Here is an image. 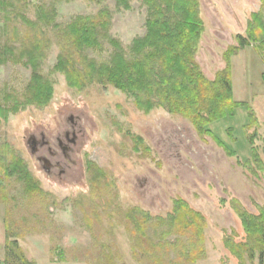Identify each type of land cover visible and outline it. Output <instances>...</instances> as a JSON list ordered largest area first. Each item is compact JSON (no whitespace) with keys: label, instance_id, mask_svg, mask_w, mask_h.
I'll return each mask as SVG.
<instances>
[{"label":"rangeland","instance_id":"obj_1","mask_svg":"<svg viewBox=\"0 0 264 264\" xmlns=\"http://www.w3.org/2000/svg\"><path fill=\"white\" fill-rule=\"evenodd\" d=\"M198 1L203 32L194 61L213 80L225 67L223 54L237 46L238 35L246 36L252 13L262 10L264 16V7L261 0ZM128 3L130 9L124 11L116 9L115 0L99 5L87 0H12L13 6L0 12V42L14 46L16 56L20 45L43 43L36 71L53 89L47 105H27L6 120L0 118L2 162L19 160L36 187L27 189L15 177L5 178L1 164L0 263L16 264L5 258L6 248L16 252L11 245L16 242V254L28 264H156L155 256L159 264H173L191 250L196 229L186 230L184 220L170 229L158 219H167L175 201L182 200L204 218L202 241L195 247L203 253L193 263L179 264H260L258 253L249 260L238 249L241 263L225 246V239L243 241L240 212L264 207V172L253 164L254 175L244 166L253 148L264 168V58L259 45L231 58L233 99L250 106L256 124L247 127V111L239 108L233 117L207 127L235 153L229 157L211 138L199 136L187 119L163 109L146 114L110 84L68 87L54 67L69 43L60 41L51 27L31 29L19 17L36 23L37 7L53 6L55 23L64 28L76 16L94 17L107 9V34L119 42L128 60L132 41L145 35L147 17L141 0ZM101 42L100 49H85L81 55L96 66L111 65L114 49ZM71 53L77 59L76 51ZM31 72L21 62L0 65V106L11 105L8 97L24 100ZM69 116L78 117L82 127L79 152L65 179L48 178L29 153L28 137L67 125Z\"/></svg>","mask_w":264,"mask_h":264},{"label":"trees","instance_id":"obj_2","mask_svg":"<svg viewBox=\"0 0 264 264\" xmlns=\"http://www.w3.org/2000/svg\"><path fill=\"white\" fill-rule=\"evenodd\" d=\"M11 1L0 0V12H6L7 7H12ZM87 1L96 5L102 2V0ZM141 1L147 7L145 35L132 41L128 60L124 57V51L119 42L107 34L111 20V14L107 9H103L94 17L76 16L64 28H60L55 23L56 12L53 6H38L36 23H32L22 15L19 17L31 29L41 30L51 27L56 31L60 41L69 43L71 48L69 47V51L62 52L56 58L54 67L55 72L64 75L68 87L80 90L93 82L102 85L110 84L115 89L129 95L135 107L146 114L154 109H163L170 114L180 115L187 119L199 136L211 138L225 151L227 156L233 157L235 153L229 150L207 127L224 118L233 117L239 108L247 111V127L256 124L250 106L233 99L231 58L239 50L252 44L259 45L257 48L264 58L262 52L264 51L263 11L251 14L247 23L246 36H237V46L228 48L223 54L224 69L218 72L213 80H207L194 61V54L203 32L199 1ZM261 2L264 7V0ZM115 7L124 11L130 9L128 0H115ZM4 18L7 20L6 17ZM2 40L3 38L0 37V41ZM102 40L107 41L114 49L111 65L108 66H96L94 61H89L81 55L85 49H100ZM42 44L36 40L29 45H20L19 54L16 56L14 46L10 45L7 40L0 42V65L7 62H21L32 70L24 100L8 97L11 105L8 108L0 106V118L3 120L7 119L9 113L18 112L21 107L24 108L27 105L43 107L49 103L53 94L52 86L44 81L36 71L39 67L38 62L43 59ZM72 50L76 51L77 59L73 58ZM135 140L136 145L142 147L141 139L135 137ZM249 144H252L251 137ZM147 149L143 147V150L148 151ZM134 150L138 151L137 148ZM2 163L0 158V166ZM253 164L264 172L258 154L252 148L250 158L244 162V166H249V170L255 175ZM3 167L5 178L13 176L27 189H36L28 171L19 160H14L9 165L3 163ZM175 204L173 213L167 219L159 218L158 221L163 225L168 224L172 229L173 223L182 224L184 220L186 230L196 229L190 242L191 250L184 255V259L179 257L180 261L173 262V264L193 263L195 259H200L201 257L198 256L203 253V250L195 251V247L202 241L201 226L204 218L190 209L182 200H176ZM185 217H189V221ZM238 217L243 241L237 243L233 238L225 239V246L232 254L235 253L241 263L243 256L238 254L237 250L243 248L249 260H252L258 253L259 263L263 264L264 207L256 206L255 213L240 212ZM11 245L16 247L17 252L16 242H11ZM6 250L7 261L28 264L21 254H16L9 247ZM153 259L156 264H159L160 259L157 256Z\"/></svg>","mask_w":264,"mask_h":264},{"label":"flooded vegetation","instance_id":"obj_3","mask_svg":"<svg viewBox=\"0 0 264 264\" xmlns=\"http://www.w3.org/2000/svg\"><path fill=\"white\" fill-rule=\"evenodd\" d=\"M81 132L79 118L69 116L67 125H60L49 134L39 131L28 137L29 153L48 178L67 177L74 163L72 158L79 152Z\"/></svg>","mask_w":264,"mask_h":264}]
</instances>
